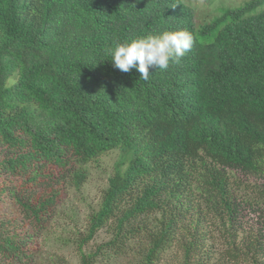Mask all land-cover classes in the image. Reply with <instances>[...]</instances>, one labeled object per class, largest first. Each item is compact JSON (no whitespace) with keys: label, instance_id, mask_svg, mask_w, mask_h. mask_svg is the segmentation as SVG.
<instances>
[{"label":"trees","instance_id":"obj_1","mask_svg":"<svg viewBox=\"0 0 264 264\" xmlns=\"http://www.w3.org/2000/svg\"><path fill=\"white\" fill-rule=\"evenodd\" d=\"M263 4L196 21L183 0H0V263L70 264L39 240L118 151L78 264H264ZM176 30L191 50L147 81L107 54Z\"/></svg>","mask_w":264,"mask_h":264},{"label":"rangeland","instance_id":"obj_2","mask_svg":"<svg viewBox=\"0 0 264 264\" xmlns=\"http://www.w3.org/2000/svg\"><path fill=\"white\" fill-rule=\"evenodd\" d=\"M183 1L195 11L196 21H208L219 15L221 9L236 8L250 0ZM118 157V151L104 155L88 168L86 182L80 190L76 191L74 188H70L67 199L58 210L48 230L39 240L42 259L50 260L57 256L70 264L79 263L78 240L85 233L87 216L99 204L102 192L107 187V180L114 172ZM0 205V219L13 215L9 202L3 201ZM249 217L254 218L252 215ZM104 238L103 232L98 233L90 246L95 242H101Z\"/></svg>","mask_w":264,"mask_h":264},{"label":"clouds","instance_id":"obj_3","mask_svg":"<svg viewBox=\"0 0 264 264\" xmlns=\"http://www.w3.org/2000/svg\"><path fill=\"white\" fill-rule=\"evenodd\" d=\"M193 44L192 35L186 30L164 31L161 34H147L131 41L116 40L108 48L113 66L122 72L135 68L140 79H149L150 68L167 70L170 63H179Z\"/></svg>","mask_w":264,"mask_h":264}]
</instances>
